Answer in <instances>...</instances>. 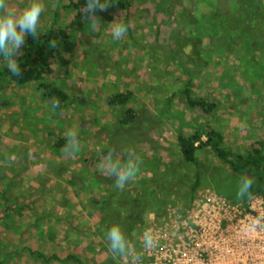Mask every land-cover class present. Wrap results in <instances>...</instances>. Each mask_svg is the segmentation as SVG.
<instances>
[{"label": "rangeland", "instance_id": "obj_1", "mask_svg": "<svg viewBox=\"0 0 264 264\" xmlns=\"http://www.w3.org/2000/svg\"><path fill=\"white\" fill-rule=\"evenodd\" d=\"M68 1L43 0L39 31L66 29L75 20L76 12L65 7ZM132 1L129 12L115 15L114 21L129 27L120 40L111 37L112 22L92 19L70 33L77 47L73 55L66 54L69 63L63 68L52 63L42 81L26 86L0 79V264H61L28 249L59 258L73 253L86 264H133L130 257L114 258L102 239L99 225L112 209L122 221L143 220L134 233L135 264L153 261L151 248L145 250L140 239L145 230L153 237H171L172 226L177 231L194 211L207 214L205 204L226 201L241 212L233 217H262L249 210L248 202L256 198L263 203L264 195L237 200L240 176L210 147L200 151L197 166L187 164L176 139L209 125L223 134L232 151L245 153L260 142L264 146V127H258L264 97L246 94L251 87H264V59L258 54L264 53L261 0H253L256 16L248 11L247 0H176L175 9L162 0ZM27 3L10 0L17 11ZM188 80L194 97L216 103L215 111L207 115L188 106L181 95ZM48 85L71 100L57 109L56 101L42 93ZM127 91L133 96L126 105L109 104ZM129 109L132 119L120 123ZM69 131L79 138L80 150L73 154L65 151ZM60 139L64 147L56 149ZM110 150L121 162L134 157L140 165L136 177L119 188L99 170L101 152ZM197 175L200 185L187 203ZM158 186L164 188L167 205L141 212L126 208L128 193V204L151 200ZM96 202L110 210L100 212Z\"/></svg>", "mask_w": 264, "mask_h": 264}, {"label": "trees", "instance_id": "obj_2", "mask_svg": "<svg viewBox=\"0 0 264 264\" xmlns=\"http://www.w3.org/2000/svg\"><path fill=\"white\" fill-rule=\"evenodd\" d=\"M162 1L169 3L175 9L176 0ZM84 3L85 0L68 1V4L65 7L74 10L76 12V18L67 25L66 29H55L54 27H51L42 32L39 31L38 39H33L31 36L26 37L25 47L20 57L22 69L21 75L19 77H12L6 72V70L0 68V79H7L13 83L21 84L22 86L42 81L45 75L50 71V65L52 63H57L60 65V68H63L69 63V59H67L68 56L66 54L73 55L77 47V43L74 42L72 36H70L72 31H81L83 26L91 22L92 19H99L102 22L111 23L114 21L117 13L122 11L129 12L133 6L132 0H110L108 7L103 11L97 12L96 16L92 17L90 20L87 18ZM246 7L252 15L256 16V14H258L257 6L253 0H247ZM57 18L58 13L56 12L55 19H53L51 23L52 26L56 23ZM125 20H128V18ZM194 63L196 65V62ZM187 72L188 74H191L192 71L188 70ZM192 87V81L188 80L185 83L184 89L181 91V95H183L186 99L188 106L193 109H198L200 112L207 115L215 111L217 108L216 103H208L203 99H196L193 95ZM41 89H43L42 93L52 97L56 101L55 107L57 109L61 108L62 105L68 102V100H71V97L56 85H48L46 87L43 86ZM132 96L133 94L127 91L125 93L116 94L108 101L110 105L124 106L128 103ZM127 113L129 115H127L124 119H120V123L127 124V122L132 119L133 110L129 109ZM207 128L208 130L205 131L202 126H199L190 134L179 133L177 135V144L183 160L187 164L197 166V156L200 151L210 147L216 158L228 166L233 174H237L240 177L248 176L252 179L253 184L250 189L249 196L243 200H248L254 195H264V146L262 143L260 142L256 145L250 146L245 153H239L225 147V137L221 132L209 125ZM204 137L206 140L203 139ZM58 142L60 143L55 146L56 149H60L61 146L64 147V144L62 143L65 142V139H60ZM199 185L200 179L197 175V180L189 188V200L187 203L192 201ZM157 188L153 194H150V197L152 196L151 200L141 199L132 201L130 204H128V193L127 198L125 199V202L127 203V205H125L126 208L134 210L135 212L138 210L141 212L145 207L156 205L158 210L161 209L163 206L167 205V201L165 199L164 188L160 189L159 186ZM142 193L147 197V192L143 191ZM154 194L156 195L155 198H153ZM95 205H99V208L101 209L100 212L102 213H106L105 210H110L104 202H96ZM115 213H117L116 210L112 209V213L109 217L105 216L101 221L99 228L102 233L111 224L119 223L122 225L125 233L132 236V238H129L135 242L137 236H135L134 233L137 232V228L142 225L143 220L140 219V222H138L134 219L125 222L115 217ZM78 230L83 231L80 227H76L75 231ZM81 234L83 235L85 232H82ZM102 239L104 240L103 236ZM135 243L137 245V241ZM28 250L31 255L44 259L45 261H52L61 264H67L73 261L75 264H86L84 258L73 253L65 255L63 258H59L53 253L46 255L45 253L37 250Z\"/></svg>", "mask_w": 264, "mask_h": 264}, {"label": "clouds", "instance_id": "obj_3", "mask_svg": "<svg viewBox=\"0 0 264 264\" xmlns=\"http://www.w3.org/2000/svg\"><path fill=\"white\" fill-rule=\"evenodd\" d=\"M110 0H85L84 9L88 19L96 16L99 11L105 10ZM45 11L43 0H28V3L19 11L10 6V0H0V68L6 70L12 77L21 75V60L25 47L26 37L39 38L40 23ZM111 37L114 41L123 38L128 32V25L123 21H113L110 25ZM67 143L65 151L68 154L80 150L79 138L74 131L66 133ZM99 170L113 178L116 187H122L133 180L140 170L139 162L134 157L121 162L115 150L101 152ZM253 181L248 176H241L236 187L235 198L245 199L249 196ZM260 223L255 219L251 227ZM107 249L114 258L130 257L133 264L139 259L133 255L134 244L125 234L119 223H113L103 232ZM144 249H150L154 244V237L149 230L141 235Z\"/></svg>", "mask_w": 264, "mask_h": 264}, {"label": "built area", "instance_id": "obj_4", "mask_svg": "<svg viewBox=\"0 0 264 264\" xmlns=\"http://www.w3.org/2000/svg\"><path fill=\"white\" fill-rule=\"evenodd\" d=\"M202 208L208 213L199 216L194 211L183 219L177 228L181 235L172 226L171 237L177 240L166 235L164 240L161 235L154 237L151 264H264V202L256 198L248 202L250 211L262 214L254 228L250 225L258 218L248 214L233 217L241 212L226 201ZM206 239H211V244L204 250Z\"/></svg>", "mask_w": 264, "mask_h": 264}, {"label": "crops", "instance_id": "obj_5", "mask_svg": "<svg viewBox=\"0 0 264 264\" xmlns=\"http://www.w3.org/2000/svg\"><path fill=\"white\" fill-rule=\"evenodd\" d=\"M260 1V0H259ZM262 7H263V10H264V0H261L260 1ZM262 44H264V42L262 41ZM252 47H249L250 50H246L247 53H250L252 50H251ZM259 54V57H261L262 59H264V53H258ZM263 72H264V67L262 68ZM247 97H264V87L262 89H258L256 87H251L247 90ZM254 101L253 98H251V102ZM264 114V112H263ZM258 127H264V118H262L261 120V123L258 124ZM264 136V134H263ZM70 216H72L70 214ZM63 219V218H61Z\"/></svg>", "mask_w": 264, "mask_h": 264}, {"label": "bare ground", "instance_id": "obj_6", "mask_svg": "<svg viewBox=\"0 0 264 264\" xmlns=\"http://www.w3.org/2000/svg\"><path fill=\"white\" fill-rule=\"evenodd\" d=\"M217 222H219V221H217ZM220 222L224 223V221H220ZM223 223H221V224H223ZM209 236L210 237L212 236V233L210 231H209ZM210 244H211V239H206L205 243L203 244V247L205 248L204 250H206V248L209 247Z\"/></svg>", "mask_w": 264, "mask_h": 264}]
</instances>
